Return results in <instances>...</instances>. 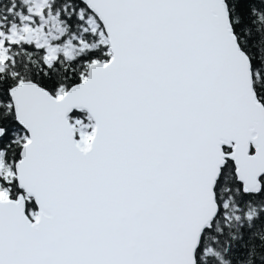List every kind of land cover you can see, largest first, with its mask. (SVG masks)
<instances>
[{"label": "snow or ice", "instance_id": "obj_1", "mask_svg": "<svg viewBox=\"0 0 264 264\" xmlns=\"http://www.w3.org/2000/svg\"><path fill=\"white\" fill-rule=\"evenodd\" d=\"M0 264H264V0H0Z\"/></svg>", "mask_w": 264, "mask_h": 264}]
</instances>
